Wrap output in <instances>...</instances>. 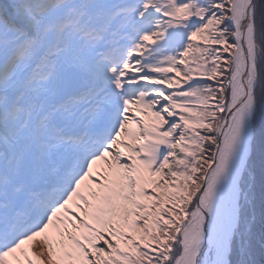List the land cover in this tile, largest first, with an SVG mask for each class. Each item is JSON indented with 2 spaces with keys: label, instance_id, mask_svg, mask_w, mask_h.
I'll list each match as a JSON object with an SVG mask.
<instances>
[{
  "label": "snow or ice",
  "instance_id": "6c2138e0",
  "mask_svg": "<svg viewBox=\"0 0 264 264\" xmlns=\"http://www.w3.org/2000/svg\"><path fill=\"white\" fill-rule=\"evenodd\" d=\"M0 264H264V0H0Z\"/></svg>",
  "mask_w": 264,
  "mask_h": 264
}]
</instances>
